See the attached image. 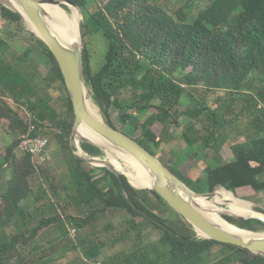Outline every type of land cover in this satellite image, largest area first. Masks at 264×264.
Listing matches in <instances>:
<instances>
[{"label": "trees", "instance_id": "trees-1", "mask_svg": "<svg viewBox=\"0 0 264 264\" xmlns=\"http://www.w3.org/2000/svg\"><path fill=\"white\" fill-rule=\"evenodd\" d=\"M71 1L84 14L83 70L105 121L197 193L221 184L235 194L248 188L264 196V0H202L208 2L204 8L196 5L199 0H185L173 10L159 0ZM0 20V130L10 137L0 144V174L10 172L0 181V264H51L66 250H80L82 257L63 264H264V255L198 237L154 189L128 178L137 189L125 175L75 156L72 102L54 54L2 3ZM94 36L104 45L95 67ZM242 118L245 130L231 141L228 135ZM30 125L31 135L47 138V147L55 144L69 154V164L54 169L47 159L19 151ZM172 141L183 143L180 152L160 156ZM81 146L91 156L103 153L91 143ZM225 146L228 159L220 153ZM208 149L215 150V164H205L195 177L185 172L184 165L195 166L198 151ZM36 172L45 188L31 206L29 176ZM47 189L56 202H48ZM226 189H216L210 200L249 212L244 201L226 203ZM45 205L53 214L42 216ZM222 216L238 227L264 230L261 219ZM67 223L76 228V241ZM53 229L61 238L38 242Z\"/></svg>", "mask_w": 264, "mask_h": 264}, {"label": "water", "instance_id": "water-1", "mask_svg": "<svg viewBox=\"0 0 264 264\" xmlns=\"http://www.w3.org/2000/svg\"><path fill=\"white\" fill-rule=\"evenodd\" d=\"M0 3L17 12L27 24H29L28 20L32 24V27L30 26L31 30L46 43L54 54L72 102L74 120L70 133L71 139L79 125L85 124L92 130L96 141L81 138V142L91 143L101 150H104L105 145L128 154L137 160L145 168L150 179V185L144 188L157 191L170 206L192 225L198 237L238 245L253 253L264 255V231L244 229L232 223H230L231 226H234L237 230L220 226L209 218L196 202V198L199 196L210 200L218 186L225 188L223 185L217 184L210 192H195L144 146L129 135L109 125L102 116L98 117L89 110L86 92L88 87L82 59V50L85 46L84 14L76 3L71 0H0ZM12 3L15 6L11 5ZM46 6H64L75 9L76 36L66 31L67 38H62L50 25L45 9ZM78 158L86 160L88 163L92 161L82 156H78ZM107 169L118 174L110 167ZM121 174L125 175L124 173ZM129 182L131 183L130 180ZM133 186L136 187L135 185ZM231 192L235 194L233 191ZM239 199L246 202L247 209L256 215H236L223 208V210L219 211V215L226 222L228 221L222 216L224 214L242 219L258 218L263 220L259 215H264V205L245 198Z\"/></svg>", "mask_w": 264, "mask_h": 264}, {"label": "rangeland", "instance_id": "rangeland-1", "mask_svg": "<svg viewBox=\"0 0 264 264\" xmlns=\"http://www.w3.org/2000/svg\"><path fill=\"white\" fill-rule=\"evenodd\" d=\"M159 1L162 2V3H166L171 10H173V8L178 7L179 5H182L185 2V0H159ZM207 3L208 2H206V1L199 0V1L196 2V5L199 8H204ZM62 8L65 9V11L69 14L70 17L73 16L72 10L69 7L62 6ZM195 11L197 12V10H195ZM195 11L193 12V14L195 13ZM2 28H3V22L0 20V30ZM25 29L31 30L30 25L27 24V23H25ZM21 34H22L23 37H26V36L29 35L26 32V30L25 31L22 30ZM103 50H104V45H103L102 39L99 36H94L93 37V42L91 44V63H92V65L94 67L101 62ZM142 64H143V67L144 68H147L148 67V63L146 61L142 60ZM90 93H91V91H90ZM88 100H89L90 108L93 110L94 114H96L98 117H100V116L103 117V114L101 113L100 108L96 104V102L94 101L93 97H91V99H89V97H88ZM246 122H247V120H245L244 118H242L241 120L238 121V123H236L234 125V129H232L233 131H231V133L228 135L229 138L231 137L230 138L231 141H236L238 139L237 138V136H238L237 133L240 132V131L245 130ZM75 140H76L75 139V136L72 135V139H71L72 153L75 156H81V155H79L80 153L77 150L78 149V146L76 145L77 142ZM9 142H10V137L4 131L0 130V144H1V148L3 146H5L6 144H8ZM54 145L55 144H52L51 146L47 147V149H46V152H47L46 159H47V161L49 162V164L54 169H57V165L60 164L61 162L68 163L70 161V155L69 154H67V155L63 154L59 150V148L57 146H54ZM182 145H183V143L180 142V141H172V142H170L167 145L166 148L161 149L160 152H159V154H160V156L166 157V154H171L169 150H172V152L174 154H176V153L180 152V150L182 149ZM102 151H103L102 155L95 156V157L105 159L107 153H106L105 150H102ZM17 153L20 155V152L19 151H17ZM173 153H172V155H174ZM198 153H199V155H198V163H196L195 166H192V165H189V164H185L184 165L185 166L184 167L185 172H187L192 177L197 176L202 171V169L205 166V164H207V163L215 164V162H216V160H215L216 159V153H215V150L214 149H208L205 152H201L199 150ZM220 153H221L223 159H228V158L231 157V152H230L228 146H225L223 149H221L220 150ZM0 162H1V157H0ZM90 164L92 166H95V167H107V166L98 165V164L94 163L93 161H91ZM66 167H67L66 165H63V166H59L58 169L61 171V169L65 170ZM117 173L119 174L121 172H118L117 171ZM9 174H10L9 171H7L6 174H4V175L3 174L2 175L0 174V179H1L0 181L6 180L9 177ZM29 182H30V185L32 187L33 193L28 197L27 202L32 206L33 203L36 202V200H34L35 196L37 194H39L42 191L43 188H45V184L43 183V181H42V179H41V177H40V175H39L38 172H36V173H34V174H32V175L29 176ZM137 189H142V188H137ZM46 194L49 197L48 198V200H49L48 202H53V201L56 202V200H57L56 195H54V193L50 189H47L46 190ZM223 195H224V200H225L226 203L229 202V199L232 201L233 204H235V203L238 202L236 200V198H232L231 197V193L229 191H224L223 192ZM236 196H238L240 198L246 197L245 199H248V200H251V201H254V202L260 200L258 203L264 205V196H263V194L262 193H254L251 189H248V188L239 189L237 191ZM63 197H64V193L63 192H60L59 198L61 199ZM213 203L217 207H219V208H222V209L224 208L225 210L230 211L231 213H235V214L237 213L235 210H233L231 208L225 207V206L220 205V204H216L215 202H213ZM37 204L38 205L41 204L43 206L45 204V202L40 201ZM246 205L247 204L245 202V207L247 209V206ZM247 211H249V210L247 209ZM53 212H54V210H52L50 208V206L45 205V210L43 209L42 216L43 215L47 216V215L53 214ZM249 212H251V211H249ZM33 217L37 219L40 216L33 215ZM119 219H120L119 217L116 218L114 220V222L117 224L119 222ZM66 226H67V232L69 233L68 234L69 237L73 241H76L77 240V236H76L77 231H75V234L74 235H71V231H70L71 229H73L75 227L71 226L68 223H67ZM7 230L9 232V229H7ZM75 230H76V228H75ZM260 231H264V230H260ZM46 232H48V233H46L45 235H42L39 238V241H38L39 243L46 244L47 241L50 238H53V237L56 238V235H58V237L61 238L60 233L59 232L56 233V230L55 229L49 230V231H46ZM158 235L159 234L157 232L154 233V235L152 236L151 239L152 240L158 239ZM60 246H62V244ZM121 246H122L121 244H118V245H116V248H121ZM217 249H219V247H216L214 250L216 251ZM107 252L110 254L111 251L108 250ZM57 256H58L57 259L54 262H52L51 264H63V263H67V262H70V261H72L74 263H79L77 257H82L80 250H78L76 252H74V251L72 252L70 250H66V252H64L61 255H60V252H59Z\"/></svg>", "mask_w": 264, "mask_h": 264}, {"label": "bare ground", "instance_id": "bare-ground-1", "mask_svg": "<svg viewBox=\"0 0 264 264\" xmlns=\"http://www.w3.org/2000/svg\"><path fill=\"white\" fill-rule=\"evenodd\" d=\"M11 5L15 6L13 3ZM45 9L47 11V17H48V21L50 25L53 27L55 31H57L61 35L62 38L64 39L67 38L66 31L71 32L72 35L74 34V36H76V19H75L76 10L75 9L71 8L72 14H73V16L71 15L72 17H70L69 14L65 11V9L60 6H46ZM86 92H87L88 108L94 114L93 110L90 108V104L88 100V97L89 99H91L92 97V94L90 93L89 88H87ZM73 134L76 139L75 141L77 142L76 144L78 146L77 150L80 153L79 155H81L82 157L88 158L98 165L110 167L116 172L118 171V172L124 173L130 180L140 184L143 187H148L150 185V179H149L148 173L145 170V168L137 160H135L133 157L129 156L128 154L114 150L104 145V150L107 153L105 159L97 158L95 156L89 155L88 152H86L81 146V138H87L93 141H96V139L94 137L92 130L85 124H80ZM220 187L221 186H218L216 189ZM235 198L239 202L242 201V200H239L236 196ZM196 202L198 203L199 207H201L206 212L205 214L209 218H211L214 222H216L220 226L229 227L231 229L237 230V228H235L234 226H231L230 222L228 223L224 221L219 216V211L223 209L217 207L212 202V200H207L203 196H199L196 198ZM236 212H237L236 215H241V216L256 215L253 212H239V211H236ZM259 216L264 220V215L260 214Z\"/></svg>", "mask_w": 264, "mask_h": 264}, {"label": "built area", "instance_id": "built-area-1", "mask_svg": "<svg viewBox=\"0 0 264 264\" xmlns=\"http://www.w3.org/2000/svg\"><path fill=\"white\" fill-rule=\"evenodd\" d=\"M34 129V125L28 127L27 136L20 141L18 150L31 154L33 159L38 157L41 161H44L46 159L45 151L47 149L48 141L44 135H31ZM70 231L71 235H74L76 230L73 228Z\"/></svg>", "mask_w": 264, "mask_h": 264}]
</instances>
